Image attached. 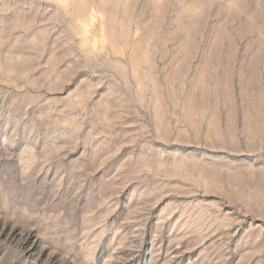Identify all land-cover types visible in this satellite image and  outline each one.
<instances>
[{"label":"rangeland","instance_id":"rangeland-1","mask_svg":"<svg viewBox=\"0 0 264 264\" xmlns=\"http://www.w3.org/2000/svg\"><path fill=\"white\" fill-rule=\"evenodd\" d=\"M0 264H264V0H0Z\"/></svg>","mask_w":264,"mask_h":264}]
</instances>
